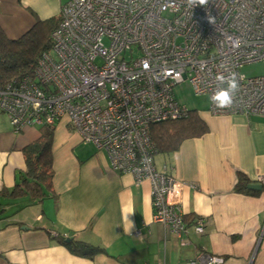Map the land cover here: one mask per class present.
Listing matches in <instances>:
<instances>
[{"label":"built area","instance_id":"1","mask_svg":"<svg viewBox=\"0 0 264 264\" xmlns=\"http://www.w3.org/2000/svg\"><path fill=\"white\" fill-rule=\"evenodd\" d=\"M50 40L32 74L0 86V110L16 132L65 120L106 153L112 170L149 183L152 219L185 243L182 182L155 167L148 127L187 114L172 92L184 80L207 95L212 115L264 117V74L241 71L264 62V0H68ZM232 73L239 91L217 108L211 97L226 87L218 77ZM254 182L264 184V175ZM193 228L204 231L201 216ZM223 261L202 252L188 264Z\"/></svg>","mask_w":264,"mask_h":264},{"label":"crops","instance_id":"2","mask_svg":"<svg viewBox=\"0 0 264 264\" xmlns=\"http://www.w3.org/2000/svg\"><path fill=\"white\" fill-rule=\"evenodd\" d=\"M67 1L0 0V27L18 38L38 20L58 18ZM207 108L197 111L204 134L154 155L157 170L182 182L185 243L152 219L149 183L112 170L106 153L82 142L65 120L53 127L51 190L40 199L7 193L24 174L23 149L41 126L16 132L0 110V264H188L202 252L223 256L222 264H264V189L234 190L239 174L247 184L264 175V117ZM198 216L201 234L193 228ZM61 237L102 251L80 254Z\"/></svg>","mask_w":264,"mask_h":264},{"label":"trees","instance_id":"3","mask_svg":"<svg viewBox=\"0 0 264 264\" xmlns=\"http://www.w3.org/2000/svg\"><path fill=\"white\" fill-rule=\"evenodd\" d=\"M58 18L38 20L32 28L15 39L8 38L0 27V86L11 78L32 74L37 59L51 46L50 33L58 24ZM41 126V134L24 149L26 169L19 182L7 190L10 195L29 194L33 199H40L51 190L52 152L51 141L54 125ZM207 131V125L198 116L197 110L187 108V114L180 118L166 119L152 123L148 135L154 144V153L175 150L189 137L199 136ZM244 175L239 174L234 186L236 192L258 194L248 189ZM58 241L72 251L92 256L101 250L82 241Z\"/></svg>","mask_w":264,"mask_h":264},{"label":"rangeland","instance_id":"4","mask_svg":"<svg viewBox=\"0 0 264 264\" xmlns=\"http://www.w3.org/2000/svg\"><path fill=\"white\" fill-rule=\"evenodd\" d=\"M105 41V40H104ZM137 52H133V56H136ZM126 58H129V53H125ZM241 71L246 76H257L264 74V62L257 61L245 64L241 67ZM33 73V72H32ZM175 99L185 105L189 109L199 110L206 108L208 105V97L205 94H195L191 84L188 80L176 83L172 88Z\"/></svg>","mask_w":264,"mask_h":264},{"label":"clouds","instance_id":"5","mask_svg":"<svg viewBox=\"0 0 264 264\" xmlns=\"http://www.w3.org/2000/svg\"><path fill=\"white\" fill-rule=\"evenodd\" d=\"M200 2L203 3L205 0H200ZM218 80L221 84H226V87H220L213 93L212 103L220 109L228 108L233 104L236 93L239 91L237 74L232 73L228 77L221 76Z\"/></svg>","mask_w":264,"mask_h":264},{"label":"water","instance_id":"6","mask_svg":"<svg viewBox=\"0 0 264 264\" xmlns=\"http://www.w3.org/2000/svg\"><path fill=\"white\" fill-rule=\"evenodd\" d=\"M248 189L260 191L264 189V184L257 183V182H251L246 185ZM65 241H70V238H65Z\"/></svg>","mask_w":264,"mask_h":264}]
</instances>
